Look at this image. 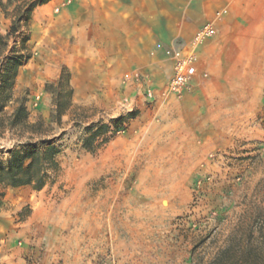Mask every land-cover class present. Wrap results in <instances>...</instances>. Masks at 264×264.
Segmentation results:
<instances>
[{
	"label": "rangeland",
	"instance_id": "rangeland-1",
	"mask_svg": "<svg viewBox=\"0 0 264 264\" xmlns=\"http://www.w3.org/2000/svg\"><path fill=\"white\" fill-rule=\"evenodd\" d=\"M136 1L137 26L149 18L154 31L124 49L115 0H50L32 11V56L15 87L29 122L41 119L45 133L5 132L0 160L28 137L43 138L53 140L59 169L41 192L0 184V264H264V135L235 138L250 124L232 112L237 97L259 98L254 122L264 131V0L210 2L201 11L194 0H180L176 11L163 0H152V11ZM210 22L216 34L199 45L194 93L193 82L181 97L169 94L164 50L186 46ZM9 24L0 9V33ZM61 74L71 106L58 123L47 85ZM217 133L226 139L219 145ZM44 195L68 223L50 241L34 227ZM79 219L88 228L82 253Z\"/></svg>",
	"mask_w": 264,
	"mask_h": 264
},
{
	"label": "trees",
	"instance_id": "trees-1",
	"mask_svg": "<svg viewBox=\"0 0 264 264\" xmlns=\"http://www.w3.org/2000/svg\"><path fill=\"white\" fill-rule=\"evenodd\" d=\"M50 0H0L3 16L10 20L5 34L0 33V137L5 132L29 135H42L44 122L38 119L29 122L30 112L24 95H16L15 82L19 68L32 56L27 45L30 37L27 33L31 13L35 7L47 4ZM69 87L67 97L62 96L61 89ZM53 92V108L50 120L60 123V119L71 106V88L69 77L63 74L55 82L47 85ZM106 125L101 127L105 130ZM100 133V130L99 132ZM32 137L20 146L9 150L6 160H0V184L11 188L30 186L33 190L42 189L49 173L57 172L59 163L57 148L53 140L40 138L32 143Z\"/></svg>",
	"mask_w": 264,
	"mask_h": 264
},
{
	"label": "crops",
	"instance_id": "crops-1",
	"mask_svg": "<svg viewBox=\"0 0 264 264\" xmlns=\"http://www.w3.org/2000/svg\"><path fill=\"white\" fill-rule=\"evenodd\" d=\"M115 1H117V5L116 3L115 5L120 9L119 11H116L115 13L119 14L120 16L121 25H120L119 30H121V33H122L121 34L122 48L124 49L126 42H129V40H131V43H136L138 45L139 36H142L143 34H146L149 39L151 36L150 35L151 30L154 31V27L152 26L153 23L148 18L147 22L142 21L141 25L137 26L139 24L137 22V19H138L137 11L138 10L135 9L136 7L135 8L132 7V4L136 6L137 1L130 0L131 1L130 7H126L125 5L121 3L122 1L126 2L127 0H115ZM163 1L166 2L168 6V11H176L180 9V4H181L180 0H163ZM229 1L230 0H194L195 2L194 4H196V7H197L196 10L201 11L202 9L206 8L207 4H209L210 2L213 4H227V2ZM145 5L147 8L149 6L150 8L148 9L152 11V7H153L152 0H146ZM105 6L106 8H109V4ZM147 8H146V12L149 13L150 10H147ZM75 13L79 15L77 12ZM153 17L154 15H151L150 19H152ZM155 37L156 35L154 34L153 38ZM146 43L148 45L150 44L149 41H146ZM199 55H200V50H198V57ZM198 64H199V59H198ZM199 69H200V65H198V71ZM195 84L196 82H194L193 84L192 91L190 90L193 93L195 91V88H194ZM191 94L192 93H190L189 95ZM236 99H237L235 102L236 104L233 107V111H232L233 114H237L236 117H238L239 122H242V120H245V121H248L250 125H249L248 130L241 129V126L239 125L238 131L236 130L234 133V137L240 140H248V139L252 140V139H258V138L263 137L264 131H262L259 126L257 128V125L254 122V118H256L255 116L256 113L261 112L262 110V102H261L262 100H260L259 98L257 99L253 97L247 98V100L243 98H238V97ZM217 135H218L217 138L219 141L218 145L222 143L223 139H224L223 141L226 140L224 135L219 134V133H217ZM215 142L216 141L214 139H210V138L205 139V144L207 146L213 145ZM41 191L42 189L39 192ZM38 201L41 202L40 203L41 205L37 209L36 213L33 214V216H36V222H35L34 227L35 229L39 230L40 237H42V239H47V241H50L51 239L58 238V235L59 236L65 235L66 228H68V225L66 224L68 223H65V221L63 220L65 216H64V211L60 207L61 204L58 205L59 207H55L54 205L50 204L52 200L50 199V197H46V195H44V199L42 197L38 198ZM51 211H54V213H51ZM55 215H57V217H55ZM76 228H77V232L80 238H82V241H83L84 247L83 248L81 247V253H82L86 251L87 249L86 248L87 247L86 246V239H87L86 232L88 231V228H86V221L84 219L80 221L79 219L78 223L76 224ZM59 255L63 256L64 254L60 253ZM59 255L56 253L53 256V258H57Z\"/></svg>",
	"mask_w": 264,
	"mask_h": 264
},
{
	"label": "built area",
	"instance_id": "built-area-1",
	"mask_svg": "<svg viewBox=\"0 0 264 264\" xmlns=\"http://www.w3.org/2000/svg\"><path fill=\"white\" fill-rule=\"evenodd\" d=\"M227 14V10H222L217 13V18ZM216 18V19H217ZM216 34L214 23L210 22L200 27L192 36V39L186 46L173 47L170 46L164 50V57L171 62L173 67L172 77L167 86V92L175 97H181L186 92L191 90L194 77L198 74V49L199 45L203 44ZM206 77V73H201ZM128 75L124 76L123 81H127ZM146 94L151 96L152 92L148 87Z\"/></svg>",
	"mask_w": 264,
	"mask_h": 264
}]
</instances>
